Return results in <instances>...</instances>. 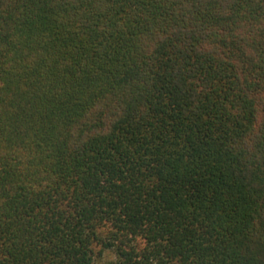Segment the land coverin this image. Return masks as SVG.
<instances>
[{
    "label": "trees",
    "instance_id": "obj_1",
    "mask_svg": "<svg viewBox=\"0 0 264 264\" xmlns=\"http://www.w3.org/2000/svg\"><path fill=\"white\" fill-rule=\"evenodd\" d=\"M0 264H264V0H0Z\"/></svg>",
    "mask_w": 264,
    "mask_h": 264
}]
</instances>
